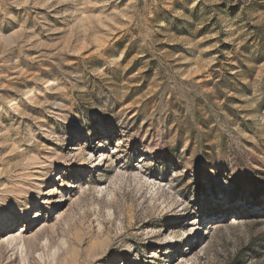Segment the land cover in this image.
Listing matches in <instances>:
<instances>
[{
  "label": "rangeland",
  "instance_id": "1",
  "mask_svg": "<svg viewBox=\"0 0 264 264\" xmlns=\"http://www.w3.org/2000/svg\"><path fill=\"white\" fill-rule=\"evenodd\" d=\"M0 264H264V0H0Z\"/></svg>",
  "mask_w": 264,
  "mask_h": 264
}]
</instances>
